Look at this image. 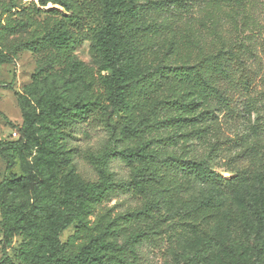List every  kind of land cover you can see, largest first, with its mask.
Wrapping results in <instances>:
<instances>
[{
  "label": "rangeland",
  "instance_id": "rangeland-1",
  "mask_svg": "<svg viewBox=\"0 0 264 264\" xmlns=\"http://www.w3.org/2000/svg\"><path fill=\"white\" fill-rule=\"evenodd\" d=\"M182 1L183 6L177 0H134L141 16L123 25L129 32L133 80L126 94L130 111L122 112L107 102L101 83L106 73L99 71L92 47L102 22L101 0H66L67 9L55 12L38 8L36 0H0V56L5 59L0 63V184L25 178V189L9 193L7 201L33 210L41 223L35 233L16 232L4 242L0 212V262L7 256L27 264L45 252L47 224L67 211L65 181L83 186L100 181L93 156L151 142L152 162H126L119 154L111 159L112 180L131 185L113 187L87 210L81 227L74 222L59 234L67 251L112 226L118 243L134 234L146 236L139 264H264L253 202L242 200V184L234 182L244 173L252 193L258 176L264 183V0ZM15 21L25 26L7 32ZM54 26L69 30L72 46L58 50L42 44L31 51L28 43H43ZM218 53L234 77L232 84L220 87L227 103L209 97L215 119L195 128L204 130L200 138L168 139L173 131L158 124L175 114L171 107L185 80L172 71ZM244 76L247 81L241 84ZM188 91L198 95L196 88ZM50 104L73 110L82 104L87 112L60 136L46 114ZM27 118L35 119L30 132L38 145L22 139ZM173 155L206 161L220 177L217 186L225 193L220 205H198L208 191L217 193L192 182L188 171L170 161ZM146 206L152 207L150 214L123 220ZM123 257L133 264L128 255L117 256Z\"/></svg>",
  "mask_w": 264,
  "mask_h": 264
},
{
  "label": "trees",
  "instance_id": "trees-1",
  "mask_svg": "<svg viewBox=\"0 0 264 264\" xmlns=\"http://www.w3.org/2000/svg\"><path fill=\"white\" fill-rule=\"evenodd\" d=\"M101 1L103 4L102 22L97 34L92 39V47L99 60V71L106 73L105 76H101V83L109 106L115 111L129 112L130 106L126 101V94L133 80V70L130 63L132 55L127 49L129 32L125 33L123 31V25L138 21L141 11L134 0ZM36 2L38 8L49 9L51 12H55L57 8L67 9L66 0H36ZM177 2L181 6L184 4L182 0H177ZM15 22L14 26L5 28L6 31L8 30L7 32H13L12 30L21 29L25 26L23 21ZM41 41L43 43L39 39L29 42V49L37 51L42 44H49L58 50H66L72 46L74 39L69 30L63 29L61 26H54L49 28ZM220 59L221 53L212 56L207 55L192 67H180L172 71V74L184 77L185 80L171 107V111L173 110L175 114L166 119H161L158 124L165 132L173 131L167 136L168 139L176 140L177 138H182L187 141L190 139L189 136L200 138L204 130L200 131L195 128L200 126V124L204 125L203 123H209L215 119L216 106H213L212 103H207L209 97L214 95L222 100L224 104L227 103V95L221 91L220 87L232 84L234 77L232 71L219 62ZM3 60H5L4 57L0 56V63ZM244 80L247 81V77H243L241 84H245ZM188 87L196 88L198 95H193V93L189 92ZM203 96H205L204 100ZM198 110H201V112L196 114ZM86 112V105L82 104L77 105L74 110L65 108L62 104H50L46 114L54 120L60 130L59 134L62 136L65 129L72 130L75 128L78 124V119L75 118H83ZM34 121L35 119L27 118L24 123L25 129L22 133V139L26 141L27 145L32 143L39 144L37 137L30 132ZM175 127H179V129H175ZM183 129L190 130V132L179 134L178 131L180 132ZM150 144L151 142H145L143 147L141 146L135 150L127 149L121 152H117L115 149H105L102 153L93 156L100 175V181L93 186L75 185L71 180L65 181L63 190L67 211L56 215L53 218L54 220L47 224L48 239L45 252L42 255L34 256L27 264H130L124 257L117 258L118 254L128 255V259L133 264H139L141 247L146 237L142 233L129 236L123 243H118L113 238L117 227L111 226L110 230L107 229L105 233L91 237L88 242L76 247L71 253L67 251L65 244L59 242L58 236L74 222H78V227H81L83 216L87 210L92 205L99 203L113 187L128 189L131 185L127 182L116 183L112 180L113 172L110 171L111 159L119 154L126 162H152L153 154L148 148ZM0 146L3 145L0 143ZM2 153L0 150V155ZM170 161L177 167L188 171L192 182L209 186L210 190H214L217 193L215 194L216 196H213V193L208 191L207 196L200 197L197 200L199 206H217L222 203V196L225 193L219 191L217 186L220 177L207 165L206 161L190 159L185 161L175 155L170 157ZM10 166L9 163L8 167ZM235 181L242 184V200L253 202V226L257 237L261 239L264 245L263 177H257L258 188L257 192L253 193L246 186L248 180L244 173L239 174ZM26 184L27 180L25 178L3 181L0 184V212L4 242H9L16 232L35 233L41 228L39 217L34 215L33 210L7 201L9 193L15 194L17 191L25 189ZM68 207L70 211H68ZM151 212L152 207L146 206L139 213L123 216V220L128 222L130 218H139ZM3 250L5 251V248ZM0 264L15 263L5 256Z\"/></svg>",
  "mask_w": 264,
  "mask_h": 264
}]
</instances>
